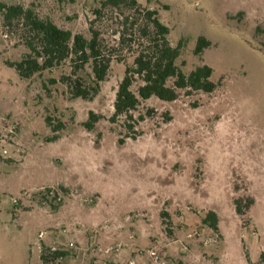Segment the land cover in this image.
Segmentation results:
<instances>
[{
  "label": "rangeland",
  "instance_id": "374dc122",
  "mask_svg": "<svg viewBox=\"0 0 264 264\" xmlns=\"http://www.w3.org/2000/svg\"><path fill=\"white\" fill-rule=\"evenodd\" d=\"M102 1L0 3L33 6L90 38ZM138 2L159 12L172 46L182 42V72L206 64L219 86L183 90L173 102L142 101L133 112L137 121L145 116L137 139L127 138L125 117L110 121L137 49L119 46L115 13L95 21L117 56L92 101L73 98L62 82L72 75L68 62L22 79L7 63L28 52L25 31L4 27L0 15V145L7 151L0 152V264H152L150 248L169 264H255L264 254V0ZM201 37L211 45L198 55ZM141 84L137 78L132 90ZM90 111L102 115L93 131L84 126ZM48 117L64 123L57 140ZM47 189L57 190V201L43 198ZM249 197L254 203L245 208ZM210 211L218 230L203 222ZM48 248L68 255L43 263Z\"/></svg>",
  "mask_w": 264,
  "mask_h": 264
},
{
  "label": "trees",
  "instance_id": "16d2710c",
  "mask_svg": "<svg viewBox=\"0 0 264 264\" xmlns=\"http://www.w3.org/2000/svg\"><path fill=\"white\" fill-rule=\"evenodd\" d=\"M110 10L121 23L122 30L118 32L119 46L137 48L133 65L127 67L125 77L118 86L114 113L110 118L112 123H116L121 117L126 118L127 129L130 130L127 138L137 139L141 135L135 128L138 122L145 120V116H140L137 121L133 112L139 108L142 101L155 96L162 101L173 102L179 99L183 90L189 95L198 91L213 93L218 88L219 84L211 81L213 69L206 64L198 66L189 75L182 72L177 64L182 42L178 46H172L169 41L170 28L161 21L157 10L144 9L138 0H104L100 7L94 10V14L100 20ZM0 15L4 27H21L25 31L22 40L28 52L20 61L7 63L15 68L22 79H32L68 62L72 75L63 76L61 80L67 84L71 96L92 101L99 94L117 54L113 52V47H107L105 44L101 31L95 26L97 19L90 24L91 37L88 38L58 26L49 18H42L33 6L0 3ZM210 45L207 39L201 37L196 53L202 55ZM118 60L122 61L121 58ZM137 78L141 79L143 84L134 92L132 87ZM51 83H57V80L52 79ZM152 112L153 110H149L146 116L150 117ZM101 118L102 115L90 111L89 118L84 123L85 128L93 131ZM167 120H171V117L168 116ZM47 121L55 131L51 140H57L58 131L64 127V123L53 125L50 117ZM118 143L124 145L125 139L120 138ZM60 189L67 192L64 186ZM49 197L57 201V190L47 189L43 198ZM234 203L237 212L243 215V200L235 199ZM253 203L254 200L249 197L245 208H250ZM58 205H61V202ZM203 222L218 230V215L215 211H210ZM67 255V251L48 248L41 253V260L48 263L51 259H60ZM255 264H264V254Z\"/></svg>",
  "mask_w": 264,
  "mask_h": 264
},
{
  "label": "built area",
  "instance_id": "2783aa9c",
  "mask_svg": "<svg viewBox=\"0 0 264 264\" xmlns=\"http://www.w3.org/2000/svg\"><path fill=\"white\" fill-rule=\"evenodd\" d=\"M1 151H3V153H7V151L3 149L2 145H0V152ZM147 254L152 264H169L166 257L156 248L148 249Z\"/></svg>",
  "mask_w": 264,
  "mask_h": 264
}]
</instances>
